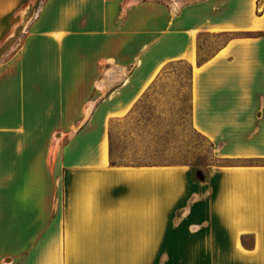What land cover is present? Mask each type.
Masks as SVG:
<instances>
[{
    "label": "crops",
    "instance_id": "1",
    "mask_svg": "<svg viewBox=\"0 0 264 264\" xmlns=\"http://www.w3.org/2000/svg\"><path fill=\"white\" fill-rule=\"evenodd\" d=\"M201 36L226 40L199 64ZM174 62L230 163L200 182L110 164ZM0 264H264V0H0Z\"/></svg>",
    "mask_w": 264,
    "mask_h": 264
},
{
    "label": "rangeland",
    "instance_id": "2",
    "mask_svg": "<svg viewBox=\"0 0 264 264\" xmlns=\"http://www.w3.org/2000/svg\"><path fill=\"white\" fill-rule=\"evenodd\" d=\"M225 40L201 36L199 60L211 56ZM144 94L128 115L109 125L117 165H186L206 173L211 166L230 164L219 160L212 144L192 126L187 63L166 65Z\"/></svg>",
    "mask_w": 264,
    "mask_h": 264
},
{
    "label": "trees",
    "instance_id": "3",
    "mask_svg": "<svg viewBox=\"0 0 264 264\" xmlns=\"http://www.w3.org/2000/svg\"><path fill=\"white\" fill-rule=\"evenodd\" d=\"M203 61V60H202ZM202 61L198 60V63L201 64ZM189 68H190V77L192 75V67L189 65ZM145 95V94H144ZM192 99V97H191ZM191 110H192V102H191ZM110 141V164L111 166H114V167H118V166H122V165H117L114 161H113V153H112V146H111V139H109ZM213 146V145H212ZM205 173L201 172V171H192V180L194 182H200V181H203L205 179Z\"/></svg>",
    "mask_w": 264,
    "mask_h": 264
}]
</instances>
